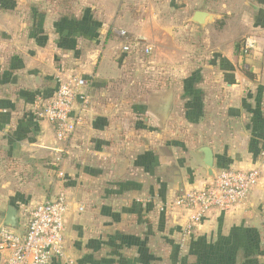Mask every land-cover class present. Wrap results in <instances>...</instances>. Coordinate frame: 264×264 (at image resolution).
Returning <instances> with one entry per match:
<instances>
[{"label": "crops", "instance_id": "1", "mask_svg": "<svg viewBox=\"0 0 264 264\" xmlns=\"http://www.w3.org/2000/svg\"><path fill=\"white\" fill-rule=\"evenodd\" d=\"M259 1L260 12H246L239 25L256 43L250 55H238L235 42L193 62L179 37L208 30L191 22L196 11L216 16L183 0H0V227L10 207L19 215L64 193L67 254L76 264H182L173 245L186 243L181 231L192 212L169 206L214 180L200 153L210 147L215 175L258 169L260 181L244 204L213 211L186 232L215 242L220 231L233 257L234 243L254 244L251 233L264 229ZM17 5L34 6L37 30ZM120 30L147 38L153 55L123 53ZM70 75L90 82L91 98L76 133L61 142L50 123L35 121L34 106Z\"/></svg>", "mask_w": 264, "mask_h": 264}, {"label": "built area", "instance_id": "2", "mask_svg": "<svg viewBox=\"0 0 264 264\" xmlns=\"http://www.w3.org/2000/svg\"><path fill=\"white\" fill-rule=\"evenodd\" d=\"M123 39L122 52L128 56L149 58L154 48L145 37L131 38L127 31H117ZM256 43L247 38L241 54L248 56ZM90 82L81 76L57 77V88L49 99L38 98L34 106L36 122L53 126L58 141H68L76 133L81 115L90 103ZM260 171L223 169L204 189L186 193L171 203V209L191 211L187 229L201 223L213 211H230L244 204L260 181ZM68 200L64 193L44 201L33 209L19 212L17 228L0 227V255L5 264H76L67 254L66 217ZM82 210V209H81Z\"/></svg>", "mask_w": 264, "mask_h": 264}, {"label": "rangeland", "instance_id": "3", "mask_svg": "<svg viewBox=\"0 0 264 264\" xmlns=\"http://www.w3.org/2000/svg\"><path fill=\"white\" fill-rule=\"evenodd\" d=\"M192 7V10L202 9L213 13L216 17L212 21H208V25L205 27L208 30H195L191 31V27L186 30L183 36V43L187 47L186 58L193 62L199 60L207 62L215 55V48L218 45H223L224 48L233 46L234 43L242 44L247 38H250L251 34H246L242 25L244 20L243 16L246 12H251L253 9H257L260 12V1L253 0V3L249 5L251 0H205L206 5H202L203 0H183ZM196 1V3H195ZM13 10L17 13L26 14V20H29L31 25V31L34 32L38 28L36 9L33 6L32 11L27 9V6H15ZM192 10L189 13L192 14ZM238 19H234V18ZM264 27V26H262ZM31 39H36L35 35L31 34ZM30 38V37H29ZM235 44V45H236ZM240 48V45H239ZM201 63V62H200ZM133 66H135L133 64ZM4 170V164L0 163V173ZM15 170H20V167H16ZM21 173V172H20ZM181 209V208H177ZM223 212V211H222ZM228 212V211H224ZM208 217V216H207ZM207 217L200 223V225L207 219ZM188 226V224H187ZM184 229L181 231V238H187L186 243L173 245V253H177L181 250L183 257L182 264H239L241 261L251 260V264H264V229L262 232L256 230L251 234L255 238L256 242L251 244L250 241L240 240L239 243H234L235 256L228 254L229 250L226 249V245H222L225 241V236L222 233L218 234L215 242L207 240L203 237H199L194 232L187 233ZM191 231V230H190ZM198 234V233H197ZM263 238V241L261 240ZM237 242V241H236ZM225 247V248H224ZM196 260H192L195 259Z\"/></svg>", "mask_w": 264, "mask_h": 264}, {"label": "water", "instance_id": "4", "mask_svg": "<svg viewBox=\"0 0 264 264\" xmlns=\"http://www.w3.org/2000/svg\"><path fill=\"white\" fill-rule=\"evenodd\" d=\"M213 15L205 12V11H196L192 17L191 22L200 26L204 27L208 21L213 20ZM200 153L204 155V165L208 169L209 175L215 179V171H214V154L213 150L210 147H203L200 149ZM19 224V217L17 210L14 209L13 207H10L8 209V213L4 222L5 227H10V228H17Z\"/></svg>", "mask_w": 264, "mask_h": 264}, {"label": "trees", "instance_id": "5", "mask_svg": "<svg viewBox=\"0 0 264 264\" xmlns=\"http://www.w3.org/2000/svg\"><path fill=\"white\" fill-rule=\"evenodd\" d=\"M239 45H240V48H239ZM241 46H242V44H240V43H238V44H236V53L238 54V55H240V56H242V54H241ZM245 75L248 77V78H253V75H251L249 72H247V71H245ZM243 263V262H242Z\"/></svg>", "mask_w": 264, "mask_h": 264}]
</instances>
